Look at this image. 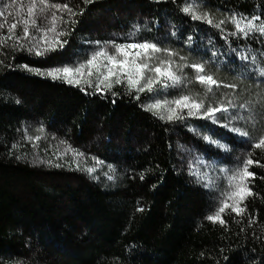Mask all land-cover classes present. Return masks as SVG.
<instances>
[{
	"label": "trees",
	"instance_id": "trees-1",
	"mask_svg": "<svg viewBox=\"0 0 264 264\" xmlns=\"http://www.w3.org/2000/svg\"><path fill=\"white\" fill-rule=\"evenodd\" d=\"M51 2L75 13H57L67 21L57 29L63 47L40 56L14 40L0 47V264H264V149L252 146L264 135V36H234L231 22L216 28L182 10L191 3L216 21L264 20V0ZM111 41L157 43L175 53L174 67L202 63L221 86L206 92L185 66L180 87L137 93L125 82L97 91L23 67L77 65ZM182 94L235 107L217 122L186 111L168 121L143 107ZM232 115L255 119L229 123ZM249 158L245 211L229 207L223 224L209 221L232 191L228 177Z\"/></svg>",
	"mask_w": 264,
	"mask_h": 264
},
{
	"label": "snow or ice",
	"instance_id": "snow-or-ice-1",
	"mask_svg": "<svg viewBox=\"0 0 264 264\" xmlns=\"http://www.w3.org/2000/svg\"><path fill=\"white\" fill-rule=\"evenodd\" d=\"M10 9L12 11H9ZM182 10L185 14L190 15L193 20H202L216 28H220L226 22H231L235 27V31L231 33L234 36L238 33L248 36L255 32L264 36V20H261L259 16L247 18L233 15L228 20L216 21L210 18L207 13L198 14V9L191 3ZM63 12H68L73 16L75 15L67 4L60 5L52 3L51 0H27L26 4L23 0H10V3H5L2 9H0V19L3 21L0 22V29L6 28V33L0 34V47H3L8 41L14 40L15 44L19 45V47H27L28 51L34 52L37 56L44 55L48 51H54L57 47H63L66 41H62L60 37L65 35V33L57 30L61 22L67 23V21L63 20L62 16L57 15V13ZM9 16L13 17V22L10 24L7 22ZM38 20L41 23H38ZM18 28L22 29L21 35H17L16 30ZM32 30L40 33V35H35ZM21 41H27V43H21ZM109 47L112 51H109ZM159 53H164L167 58L158 56L157 54ZM174 55L175 53L171 50L161 48L157 43L149 41L130 42L126 44L111 41L105 46L93 51L84 62L77 65H66L47 71L29 68L27 65L23 67L37 75L47 76L53 80L63 79L64 82L74 85H80L83 82L88 87H95L97 91L110 90L114 83L121 84L125 82L129 91H135L137 93L156 91L157 85L165 89L169 87H180L185 84V77L182 75L185 66L191 67L194 70L195 82L204 86L206 92H212L213 87L221 86L220 82L206 71L205 65L202 63L174 67L175 62L171 60V57ZM240 58L247 59L248 57L241 55ZM181 59L183 60L184 58L181 57ZM251 59L253 63L256 62L254 55ZM259 74L264 76V68L259 70ZM93 77L95 78V82ZM113 77H115V80L112 79ZM188 82L191 83L192 81L189 80ZM102 85L104 86L103 88L101 87ZM223 86L230 88L236 87L234 84H225ZM81 90L84 91V88L82 87ZM136 98L139 99V95ZM143 107L145 111H151L153 115H157L160 119H166L168 121L183 119L184 116L182 114L186 111L188 116H199L217 122L221 119L217 115L218 113H228L229 107H235V105L228 102V105L205 106L203 99L182 94L173 99H156L155 102L146 104ZM239 107L246 108L243 104L239 105ZM225 119H228L229 123H231V121L237 119L254 120L255 117L251 115L248 117L232 115L230 118L225 117ZM223 126L227 127L228 125L225 124ZM230 130L241 136H249L247 131L239 127H234ZM27 139L38 141L40 137H27ZM205 139L207 140L209 138L205 137ZM212 142L215 143V141ZM252 146L255 149H264V135H261ZM13 147L16 146L14 145ZM65 152H72L76 158L82 157L83 155L70 148L65 149ZM101 163V161H97V165ZM253 163L254 161L251 158L247 159L241 168L235 170L228 177L232 191L225 194V199L221 201L222 206L219 207L218 211L214 215L206 217L209 221H219L223 224L224 220L221 214L229 207L237 215L245 211L239 205L243 204L246 197L252 194L248 187V178L254 177L255 175L249 171V167ZM86 170L92 173L95 169L87 168ZM192 174L197 175L198 179L206 181L205 187H212L213 182L211 178L207 177L206 173L199 174L198 172H193ZM229 200H233L236 206L230 205L228 203Z\"/></svg>",
	"mask_w": 264,
	"mask_h": 264
},
{
	"label": "rangeland",
	"instance_id": "rangeland-1",
	"mask_svg": "<svg viewBox=\"0 0 264 264\" xmlns=\"http://www.w3.org/2000/svg\"><path fill=\"white\" fill-rule=\"evenodd\" d=\"M109 51H112V49L111 48H109ZM91 55V53L90 54H88L86 57H85V59H84V61L89 57ZM158 56H160V57H163V58H165V56H164V54H161V53H159V54H157ZM83 61V62H84Z\"/></svg>",
	"mask_w": 264,
	"mask_h": 264
}]
</instances>
